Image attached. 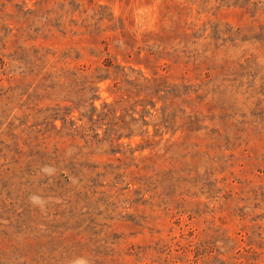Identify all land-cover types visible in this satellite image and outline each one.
<instances>
[{
	"label": "rangeland",
	"instance_id": "1",
	"mask_svg": "<svg viewBox=\"0 0 264 264\" xmlns=\"http://www.w3.org/2000/svg\"><path fill=\"white\" fill-rule=\"evenodd\" d=\"M0 264H264V0H0Z\"/></svg>",
	"mask_w": 264,
	"mask_h": 264
},
{
	"label": "trees",
	"instance_id": "2",
	"mask_svg": "<svg viewBox=\"0 0 264 264\" xmlns=\"http://www.w3.org/2000/svg\"><path fill=\"white\" fill-rule=\"evenodd\" d=\"M105 78L104 77H102V78H100V79H98L99 81H101V80H104ZM148 124V122L147 121H145L144 119H143V125H147Z\"/></svg>",
	"mask_w": 264,
	"mask_h": 264
}]
</instances>
